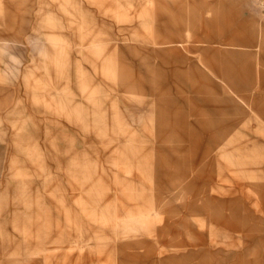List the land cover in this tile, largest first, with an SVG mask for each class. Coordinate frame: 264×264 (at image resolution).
<instances>
[{
    "label": "rangeland",
    "instance_id": "374dc122",
    "mask_svg": "<svg viewBox=\"0 0 264 264\" xmlns=\"http://www.w3.org/2000/svg\"><path fill=\"white\" fill-rule=\"evenodd\" d=\"M0 264H264V0H0Z\"/></svg>",
    "mask_w": 264,
    "mask_h": 264
},
{
    "label": "crops",
    "instance_id": "0c3cea01",
    "mask_svg": "<svg viewBox=\"0 0 264 264\" xmlns=\"http://www.w3.org/2000/svg\"><path fill=\"white\" fill-rule=\"evenodd\" d=\"M188 208H189V205H186L185 207H183V209H186V210H188Z\"/></svg>",
    "mask_w": 264,
    "mask_h": 264
}]
</instances>
